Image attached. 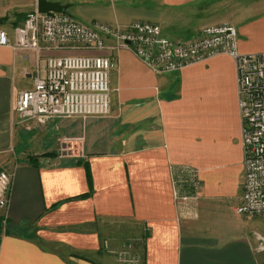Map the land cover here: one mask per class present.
<instances>
[{
	"label": "crops",
	"instance_id": "obj_1",
	"mask_svg": "<svg viewBox=\"0 0 264 264\" xmlns=\"http://www.w3.org/2000/svg\"><path fill=\"white\" fill-rule=\"evenodd\" d=\"M64 4L83 23L153 22L172 40H191L206 25L228 22L238 29L240 52L264 51V0ZM23 20L7 28L12 38ZM104 37L103 49L0 45V170L12 175L0 215L6 218L0 264H126L122 249L139 251L140 264H262L254 234L234 210L245 178L234 60L218 55L158 73L131 50L115 48L113 36ZM64 54L118 60L110 115L17 124L18 92L33 86L38 68L45 75L49 55ZM185 167L198 169L203 184L188 203L189 216L174 198Z\"/></svg>",
	"mask_w": 264,
	"mask_h": 264
},
{
	"label": "built area",
	"instance_id": "obj_2",
	"mask_svg": "<svg viewBox=\"0 0 264 264\" xmlns=\"http://www.w3.org/2000/svg\"><path fill=\"white\" fill-rule=\"evenodd\" d=\"M116 41L115 48H127L152 70L168 73L183 70L218 55L230 56L236 64L244 151L243 192L235 213L245 218L264 216V51L242 53L238 49V29L228 22L202 27L191 40H172L162 35L158 23L136 21L126 27L105 23H83L63 12L40 13L30 10L21 25L9 31L0 28V45L40 52L44 48L106 47L104 35ZM118 60L106 55H49L46 72L36 70L33 86L21 89L16 98L17 124L28 128L44 126L56 117L108 116L111 113V72ZM200 172L185 167L174 182L175 201L184 215L193 214L189 201L202 187ZM12 175L0 170V215L9 204ZM186 189V193L182 189ZM5 228V227H3ZM258 241L264 237L256 234ZM116 253V252H115ZM126 264H140L130 249L118 252Z\"/></svg>",
	"mask_w": 264,
	"mask_h": 264
},
{
	"label": "rangeland",
	"instance_id": "obj_3",
	"mask_svg": "<svg viewBox=\"0 0 264 264\" xmlns=\"http://www.w3.org/2000/svg\"><path fill=\"white\" fill-rule=\"evenodd\" d=\"M59 1L66 3L68 0ZM36 6L37 0H0V23L3 25L2 28H12L14 23L22 22L25 15ZM238 218L242 221L243 227L254 234L253 237L256 243V248L258 250V254L261 255V262L264 264V243L262 248H260L261 243L258 241L256 235L258 233L264 237V216H257L255 218L244 217V219L242 216H238ZM142 243L143 241H140L139 246ZM137 253L139 254V251H137ZM139 256L141 258L140 254Z\"/></svg>",
	"mask_w": 264,
	"mask_h": 264
},
{
	"label": "water",
	"instance_id": "obj_4",
	"mask_svg": "<svg viewBox=\"0 0 264 264\" xmlns=\"http://www.w3.org/2000/svg\"><path fill=\"white\" fill-rule=\"evenodd\" d=\"M69 6L56 0H37V9L40 13L63 12L71 15Z\"/></svg>",
	"mask_w": 264,
	"mask_h": 264
},
{
	"label": "trees",
	"instance_id": "obj_5",
	"mask_svg": "<svg viewBox=\"0 0 264 264\" xmlns=\"http://www.w3.org/2000/svg\"><path fill=\"white\" fill-rule=\"evenodd\" d=\"M26 17V15H25ZM25 17L23 19H25ZM31 159H34L33 157ZM4 221H6V218L3 219V217H0V230L2 231Z\"/></svg>",
	"mask_w": 264,
	"mask_h": 264
}]
</instances>
